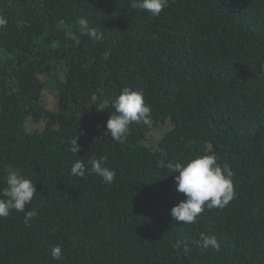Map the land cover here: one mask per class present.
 I'll list each match as a JSON object with an SVG mask.
<instances>
[{
    "label": "trees",
    "instance_id": "obj_1",
    "mask_svg": "<svg viewBox=\"0 0 264 264\" xmlns=\"http://www.w3.org/2000/svg\"><path fill=\"white\" fill-rule=\"evenodd\" d=\"M132 3L0 0V187L19 168L37 211L28 227L24 213L0 218V264H264V0H168L155 17ZM125 87L152 122L115 142L104 125ZM208 154L232 170L235 198L176 223L183 196L160 165ZM104 156L111 184L70 174Z\"/></svg>",
    "mask_w": 264,
    "mask_h": 264
},
{
    "label": "clouds",
    "instance_id": "obj_2",
    "mask_svg": "<svg viewBox=\"0 0 264 264\" xmlns=\"http://www.w3.org/2000/svg\"><path fill=\"white\" fill-rule=\"evenodd\" d=\"M167 3L168 0H133L131 6L155 17L161 13ZM7 23V19L0 16V28L5 27ZM76 23L78 31L87 35L92 41H100L103 38V34L96 28L89 27L87 19L80 18ZM69 36L75 43H79L75 33H70ZM111 106L114 112L106 120L103 136L115 142L126 138L130 124L135 122L148 126L152 122L151 109L145 103L142 91L125 87L112 100ZM79 150L76 137L71 142L70 151L76 154ZM106 161V156L94 158L89 169L77 160L71 167L70 174L83 177L87 172L102 178L104 183L111 184L116 173L106 166ZM160 166L166 168L173 177V191L183 196V199L169 210L172 221L176 223L195 224L205 209H223L235 198L233 172L227 164L221 166L214 154L198 156L186 162H162ZM4 171V186L0 187V218L9 217L13 211L24 213L23 221L28 227L32 219L37 216L35 209L26 211V205L30 204L36 195L35 183L26 178L19 168L8 166ZM200 240L201 247L205 249L219 247L215 235L201 234ZM188 251L189 249L185 247V254ZM50 255L56 261L62 260L60 245L52 247Z\"/></svg>",
    "mask_w": 264,
    "mask_h": 264
}]
</instances>
